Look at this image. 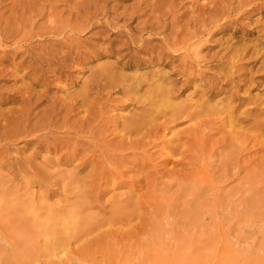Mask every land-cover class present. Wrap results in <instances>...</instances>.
Returning <instances> with one entry per match:
<instances>
[{"label":"rangeland","instance_id":"1","mask_svg":"<svg viewBox=\"0 0 264 264\" xmlns=\"http://www.w3.org/2000/svg\"><path fill=\"white\" fill-rule=\"evenodd\" d=\"M137 1L0 0V42L3 40L0 43V138L1 135L2 138L7 135V137H11L10 133L15 132L17 125L19 133H23L24 130L29 131L37 126L40 128L41 125L46 124L44 116H47V121H49V117H53L54 122L50 129L53 130V135L56 138H61V145L55 148L52 144L54 142L52 137L41 143L35 138L32 139L31 135H22L19 138L16 137L17 139L13 137L10 139L12 142L7 141L8 152L1 154L2 158L0 156V174L4 176L3 179L0 178V184L2 182L0 192L7 188L3 195L8 198L9 202L11 201L10 205L12 206L24 199L23 207L25 205L27 207H25V214L27 217L30 216V222H33V218L37 217L38 222L43 224L36 230L37 233L39 232L36 237L31 233L18 232L21 239L25 234L22 239L23 245L19 251L21 254L17 252L14 254L9 247L10 256H13L9 257V264H264V132L260 136L262 138L259 137L260 140H263L261 144L253 139L254 135H258L257 130L247 131L250 123L264 119V69H259L260 62L255 61L256 54L258 52L262 54L264 51V0H256L255 5H251L252 10L248 15L233 14L228 18L220 14L225 12L229 0H195V2L194 0H143L142 3L140 0ZM89 2L90 4H88ZM139 9L146 12V15L141 17L142 19L151 18L152 21L155 17H160V22L165 21L167 29L163 34H168L171 47H174L172 45L174 40L178 43L182 42L184 30L185 35L189 29L191 31L200 30L203 23L200 21V16L206 17L207 21L211 16L213 17L212 23L207 27L210 32L201 35L194 42L192 40L193 51L198 49L200 52L199 59L194 62L196 64L193 68L195 73L197 72V79L183 85L185 77L177 73L178 69L184 67L180 58L153 56L154 54L149 52L132 54L124 45L123 41L127 37L124 34L117 35L116 32L135 27L137 22L142 19L136 18L133 21V19H129V14L134 10H136L134 12L141 13ZM50 11L52 12L50 13ZM62 24L65 34L56 30V28L59 30ZM41 28L45 29L44 32ZM50 28L54 32L45 35L44 33ZM60 29L62 30V28ZM171 29L174 32L177 30V33H172ZM36 32L38 33L36 34ZM31 33L33 37L29 39ZM171 33L174 37L169 35ZM24 39V42H20ZM55 40L56 42L68 40L69 43L78 45L79 51H82L83 61L72 65L69 69L71 75H68V71L51 72L63 61L60 52L67 50L65 44L55 45ZM153 43L159 42L154 40ZM28 47L29 51L26 50ZM45 47L48 52L51 49L52 53L55 52V55L52 53L43 55L45 58L54 56L52 70L45 59L42 58L34 62L31 58L32 55L38 56ZM243 48H247L249 53L243 57H234L235 52ZM75 50L71 53L72 57L76 54ZM174 52L172 51V53ZM176 53H179V57L182 58L186 54L183 51ZM224 61L227 63L231 61V64L226 65ZM68 62L70 63V61ZM108 65L112 68H109ZM40 66L44 69L38 70ZM35 67H38L37 71ZM104 69L107 71L110 69L119 74L136 75L141 79L152 78L154 73L170 74L173 78L180 77L182 80L178 87H181V90L174 101L198 102L203 105L216 104L218 110L213 112L211 117L210 114L209 117H206L208 114H205V119L203 118L204 121L207 118L211 119L210 123L212 124L206 120L208 125L206 121V125H202L196 122L197 119H194L193 122L188 120L170 123L167 125L169 129H160V138H157L158 144L155 147H149L150 149L145 151L144 156L141 154L126 156L129 150L114 147V140L116 139L117 142L121 138L115 137L114 139L111 131L114 128L117 131H123L122 126L116 124L118 121L123 123L125 117L133 115L137 108L118 99L113 100L122 97L121 93L113 92L107 98L105 93L109 90L104 89L97 93L96 87L92 89L89 96L81 99L85 87L91 88L95 77ZM43 71L45 78H41V82L37 83L34 78L41 75ZM60 74L65 76L56 78ZM67 75L68 78H66ZM206 77H209L208 80L205 79ZM210 78L213 79L212 85L209 81ZM146 87L138 94H143ZM231 94H234L233 99L228 98ZM258 97L261 98L258 99ZM93 104L98 107H94ZM87 108L90 114L85 111ZM229 111H231V115H229ZM85 117L87 119H84ZM56 119H58L57 122ZM83 120L88 122L83 124ZM158 121L162 120H156V122ZM229 121L236 124V127L232 128V133L237 136V132L241 131L242 139L250 136L253 141L245 143L244 140L239 142L232 140L233 143H231L229 133L232 130ZM224 122H227V127L222 124ZM14 124L17 125L14 127ZM105 124L111 129L110 132L109 130L104 131L105 135L100 131H98L100 133L95 132V129L101 128V126L104 128ZM189 125L191 128L188 127ZM185 128L191 129V131H183ZM236 129L239 131L235 132ZM91 131L95 132L93 133L95 135L92 134V136L89 133ZM143 131L140 134L132 135V139L141 138ZM243 131L245 135L247 134L246 136ZM106 134H109V137ZM65 135L67 138L63 137ZM62 137L65 140H62ZM181 137H190L191 142H181L179 140ZM74 138L75 142H73ZM68 139L75 144L72 145ZM90 141L91 143H89ZM104 141L109 145L106 142L105 145ZM74 146L75 149H73L76 151L72 150ZM93 146L94 148H92ZM173 148H181V150L173 151ZM84 151L86 152L84 153ZM179 151L182 154L181 152L179 154ZM185 151L190 152L187 153L190 157L186 158ZM120 152L123 153V156ZM109 154L111 158H109ZM17 158H20L18 164L15 163ZM179 158L181 161H178ZM228 158L231 161H228ZM111 159L112 162H110L114 163V167L111 166V163L109 166ZM226 160L227 164H223L227 167H224L221 164ZM124 161H126L125 165ZM3 162L15 166V168L25 165L29 171L26 174V172L17 169L16 173H11L8 166L2 165ZM115 162L118 166L115 165ZM143 165H145V169L142 167ZM232 166L236 169L232 170ZM225 168L231 170V173H235L238 168L241 170L238 176H231L224 173L223 169ZM121 169L123 171L120 172ZM34 171L40 172L42 174L40 176L45 182L34 180ZM115 172L123 174L121 176L117 174V178ZM95 173L99 178L96 179ZM93 174L95 175L93 176ZM146 176L148 180L153 178L150 180L151 184ZM125 178L127 183L123 180ZM65 181L69 182V186ZM140 182L141 184H139ZM143 182L148 184L144 185ZM208 182L210 185H207ZM129 191H132L130 195L134 199L129 200L130 202L128 201L131 199ZM17 195L21 196L20 200L14 199ZM122 197L124 198L122 199ZM121 199L122 201H120ZM116 201L120 202L117 204ZM131 201L134 204L132 209L134 208L135 212L132 210L133 213L129 214ZM119 204L121 209L117 206ZM123 204L128 205V208ZM29 205L31 206L29 207ZM81 206L85 207V211ZM76 207L80 210L77 211ZM124 210H126L125 213H123ZM51 212L54 214L52 215ZM65 212H68L70 217H67ZM77 213L78 216H76ZM64 214L65 216H63ZM4 218L0 222V231H3V223L6 222ZM67 218H70V221L67 222ZM76 218L81 219L82 223L85 221L87 225L83 223L84 227L80 228L82 223L80 224L79 219ZM107 218L110 223L105 220ZM110 218H114V221ZM128 218L129 220H127ZM117 220H119L118 223L115 222ZM77 223L78 225H76ZM98 223L103 225L98 226ZM90 225H92L91 228L97 226H95L96 230L93 227V231L89 228L91 233H88L90 230L86 226L90 227ZM71 226L74 227L73 230ZM81 229H85V231L83 230L84 235ZM70 231H74L72 232L74 234ZM86 231H88L87 234H85ZM61 233L65 237H62ZM66 235L69 236L68 239H66ZM55 237L58 240H54ZM59 239H64V241ZM4 243L5 240L1 236L0 248H5ZM50 243L53 246H50ZM47 246L51 248H47Z\"/></svg>","mask_w":264,"mask_h":264},{"label":"bare ground","instance_id":"2","mask_svg":"<svg viewBox=\"0 0 264 264\" xmlns=\"http://www.w3.org/2000/svg\"><path fill=\"white\" fill-rule=\"evenodd\" d=\"M139 1V0H138ZM137 1V2H138ZM143 2V0H140V2ZM147 1V0H146ZM146 1H145V3H146ZM197 1V0H196ZM255 1L256 0H229L228 1V3H227V5H226V9H225V12L224 13H222V14H220V15H223V16H226L227 18L229 17V16H231V15H235V14H238V15H240V16H243V15H248L250 12H251V10H252V7H251V5L252 4H254L255 5ZM136 2V4L138 5V3ZM139 2V3H140ZM141 2V3H142ZM194 2H195V0H194ZM155 3V2H154ZM88 4H90V2L88 3ZM149 4V3H148ZM198 4V3H197ZM77 5H78V3H77ZM156 5V4H155ZM199 5V4H198ZM197 5V6H198ZM257 5V4H256ZM144 6V5H143ZM150 6V5H149ZM148 6V7H149ZM253 6V5H252ZM78 7H79V5H78ZM138 7H139V5H138ZM145 7H146V5H145ZM157 7V6H156ZM199 7V6H198ZM135 8H136V5H135ZM203 9V8H202ZM140 10V9H139ZM138 10V11H139ZM101 11H103V10H101ZM134 11H136V10H134ZM133 11V13H131V14H129V19H133V21H135V19L136 18H138L139 20L140 19H142L141 17H143L144 15H146V12H142L141 10H140V12L141 13H137V12H134ZM162 11V10H161ZM52 11H50V13H51ZM110 12V11H109ZM160 12V11H159ZM76 13H78L77 12V10H76ZM81 13H83V12H81ZM87 13V12H86ZM96 13V12H95ZM148 13V12H147ZM226 14V15H225ZM53 15V14H52ZM85 15V14H84ZM219 15V16H220ZM51 16V15H50ZM54 16V15H53ZM79 16V15H78ZM149 16V15H148ZM160 16V15H159ZM162 16V15H161ZM155 17V16H154ZM50 18V17H49ZM56 18V17H55ZM69 18V17H68ZM145 18V17H144ZM212 16H211V18H210V20L209 21H207L206 20V17H204V16H200V21H203V23L201 24L202 25V27L200 28V30L199 31H197V30H193V31H191L190 29V31L188 30L187 32V34L185 35V30H184V32H182L183 33V35H184V37H183V39H182V42L181 43H178V42H176V40H174V43H172V45H174V47H171V45H170V41H168V34L167 35H164L165 33V31H166V27H167V24H165L164 22H160V20H161V18L160 17H155L154 18V20H152L151 21V18H146V19H142L141 21H138L137 22V25H135V27H133V28H131V29H124V30H119L118 32H116L117 33V35H125L127 38L126 39H124V45L132 52V54H137V53H139V52H149V53H152V54H154L153 56H156V55H158L159 57H161V55L162 56H165V57H169V58H171V59H181L182 61H183V66L184 67H182V68H180V69H178V74L179 75H184V79H183V85L184 84H187V83H191V81L193 80V79H197V75H196V73H195V69H193L194 68V64H196V63H194L195 61H197V59H199V56H200V52H199V50L198 49H196L195 51H193L194 50V48H192L191 47V45H192V40H193V42L196 40V39H198L201 35H205V34H207V33H209L210 31L207 29V27L212 23ZM236 18V17H235ZM242 18V17H241ZM58 19V18H57ZM80 19H82V18H80ZM173 19V18H172ZM175 19V18H174ZM232 19V18H231ZM234 19V18H233ZM238 19V18H237ZM69 20V19H68ZM82 20H85L84 18L82 19ZM91 20V19H90ZM163 20V19H162ZM177 20V19H176ZM236 20V19H235ZM174 21V20H173ZM173 21H172V23H173ZM50 22V21H49ZM64 22H66L65 20H64ZM63 22V23H64ZM171 22V21H170ZM79 23V22H78ZM87 23V22H86ZM72 24V23H71ZM77 24V23H76ZM89 24V23H88ZM170 24V23H169ZM168 24V25H169ZM188 24H190V23H188ZM244 24V23H243ZM264 24V23H263ZM81 25L82 26H84V24L83 23H81ZM89 25H92V24H89ZM172 25V24H171ZM174 25V24H173ZM67 26H69V25H67ZM77 26H79V25H77ZM86 26H88V25H86ZM125 26V25H124ZM155 26V27H154ZM50 27H51V25H50ZM169 27V26H168ZM175 28H176V26H174ZM174 27H172V28H174ZM60 28H62V30L60 29ZM59 28V30H58V28H56V30L57 31H60L59 33H62V34H65V32H64V26H63V24L61 25V27ZM177 28H178V26H177ZM42 29V28H41ZM40 29V30H41ZM118 29V28H117ZM43 30H45V29H42V31ZM75 30V29H74ZM77 30V29H76ZM173 29H171V31H172ZM175 30V29H174ZM182 30V29H181ZM208 30V31H207ZM177 31V30H176ZM175 31V32H176ZM263 31H264V29H263ZM41 32V31H40ZM44 32V31H43ZM51 33V32H54V30L53 29H51L50 28V30H48V31H46L44 34L46 35V33L48 34V33ZM56 32V31H55ZM67 32V31H66ZM175 32L174 31H172V33H174L175 34ZM181 32V31H180ZM207 32V33H206ZM38 32H36V34H37ZM57 33V32H56ZM164 33V34H163ZM172 33L171 34H169V35H171L172 36ZM177 33V32H176ZM2 34V33H1ZM35 34V33H34ZM55 34V33H54ZM163 34V35H162ZM145 35H147V36H145ZM177 35V34H176ZM29 36V35H28ZM12 37V36H11ZM10 37V38H11ZM27 37V36H26ZM33 36H32V33H31V37H28L29 39L30 38H32ZM68 37H70V35H68ZM172 37H174V36H172ZM176 37V36H175ZM3 38H4V36H3ZM25 38V37H24ZM9 39V38H8ZM14 39V38H13ZM12 39V40H13ZM21 39H23V38H21ZM38 39V38H37ZM169 39H170V37H169ZM17 40V39H16ZM18 40H19V38H18ZM73 40V39H72ZM71 40V41H72ZM157 41V42H159V43H157V44H155V43H153V41ZM171 40V39H170ZM25 41V39L23 40V41H20V42H24ZM27 41H28V39H27ZM62 41V40H61ZM56 42V40H55V45H61V44H65V46L67 47L66 49V51L64 50V52H60V54H62V59H63V61L62 62H60L59 63V67H57L55 70H53V71H51V72H57V71H60L61 73H62V71H68V75H71L72 73H71V71L69 70L71 67H72V65L73 64H77V63H80V62H82L83 61V59H82V57H81V52L82 51H79V46L78 45H76L75 43L74 44H72L71 42L69 43V41L67 40V41H65V42ZM74 41V40H73ZM2 42H3V40H2ZM2 42H0V43H2ZM14 42V41H13ZM17 44V43H16ZM18 44H19V42H18ZM255 44V43H254ZM253 44V45H254ZM2 45V44H1ZM22 45V44H21ZM45 45V44H44ZM257 45V44H256ZM14 46V45H13ZM38 47V46H37ZM234 48V47H233ZM264 48V47H263ZM57 49H58V47H57ZM76 49V50H75ZM26 50H28L29 51V47H28V49H26ZM33 50H34V47H33ZM32 50V51H33ZM56 50V49H55ZM74 50H75V52H76V54L74 55V57H72L71 56V53L72 52H74ZM175 51L174 53H172V51ZM12 51V50H11ZM59 51V50H58ZM178 51H183V52H185L186 54L183 56L184 58H182L181 56L179 57V53H176V52H178ZM19 52V51H18ZM262 52V51H261ZM45 53H49V54H51L52 53V49H51V51L50 52H48L47 51V47H45V49H42V52H40V54L38 55V56H33L32 54H29V55H32V57L31 56H29V57H31L33 60H34V62H37L38 60H40V59H45L46 60V62H47V64L49 65V68L52 70V67L51 66H53L52 65V63H53V57L54 56H52V57H44L43 55H45L46 56V54ZM249 53V50H247V48H243V49H241V50H237L236 52H235V54H234V57H243V56H246L247 54ZM18 54V53H17ZM53 55H55V52H53L52 53ZM48 55V54H47ZM227 55V54H226ZM178 56V57H177ZM228 56V55H227ZM256 56H257V59L255 60V61H257V62H260L259 63V69H264V51H263V53L261 54V53H257L256 54ZM71 57H72V59H71ZM233 57V56H232ZM60 58H61V56H60ZM231 58V57H230ZM229 58V59H230ZM262 58V59H261ZM54 59H56V58H54ZM71 59V60H70ZM161 59V58H160ZM228 59V60H229ZM232 59V58H231ZM31 60V59H30ZM236 60H239V59H236ZM55 61V60H54ZM68 61H70V63L68 62ZM43 62V61H42ZM224 62H226V65L228 64L229 65V63L231 64V61L229 62V63H227V61H224ZM247 63H249L248 61H246ZM245 62V63H246ZM251 62H253V61H251ZM54 64V63H53ZM182 64V63H181ZM232 64H233V62H232ZM218 65V64H217ZM225 65V66H226ZM256 65V64H255ZM109 66V68H112V67H110V65H108ZM224 66V67H225ZM175 67V66H174ZM176 67H177V65H176ZM176 67H175V69H176ZM180 67V66H179ZM220 68V67H219ZM35 69H36V71H37V69H38V67H35ZM43 70L44 68H42V66H40L39 67V69L38 70ZM103 69V68H102ZM175 71V70H174ZM252 71V70H251ZM156 72V71H155ZM158 72V71H157ZM98 74V73H97ZM174 74V73H173ZM64 75V74H63ZM63 75H61L60 74V76H56V78H62L63 77ZM68 75L66 76V78H68ZM241 75V74H240ZM45 76V72L43 71L42 72V74L41 75H39V76H36L34 79H35V81L38 83V82H41V78H45L44 77ZM55 76V75H54ZM65 76V75H64ZM242 76V75H241ZM183 77V76H182ZM253 77V76H252ZM46 78H48V77H46ZM55 78V77H54ZM208 78L209 77H206L205 79L206 80H208ZM106 79V80H105ZM201 80H202V78H200ZM255 79V78H254ZM181 78L179 77V78H173L172 77V75H170V74H164V73H160V74H158V73H154V77H152V78H143V79H141V78H139V76H136V75H126V74H119L118 72H113V71H111L110 69L107 71V69H104V71H101V72H99V74L95 77V79H94V82L92 83V87L90 88V87H85V90H84V95H82V97H81V99H83V98H85V96H89V94L91 93V91H92V89L93 88H97V93H99L98 91H101V90H104V89H108L109 91L107 92L106 90V92L107 93H105L106 94V96L105 97H107V98H109L110 97V95H111V93H121L122 94V97H117L116 99H113V100H119V101H121V102H126L128 105H133V107H136L137 109H136V111H134V113H133V115H131V114H129V115H131V116H127V117H125V119L122 121L123 123H119V121H118V123L116 124L117 126H122V130L123 131H117V130H115V128L114 129H112V131H111V134L112 135H114V139H115V137H119V138H121V139H119V141H117L116 142V139L114 140L115 141V144H114V147H117V148H123V150H126V151H128L127 152V154H126V156H128V155H134V156H137V155H145V151L149 148V147H151L152 148V146H156L158 143H157V138H160V135H159V132H160V129H169L168 127L169 126H167V125H169L170 123H178V122H186V121H188V120H192V122H193V120L194 119H197V121L196 122H198V123H200V124H202V125H206L205 124V121L206 120H209V118H207L205 121L203 120V118L205 119V114L207 115L206 117H209V114H210V117H211V114L213 113V112H215V111H217L218 110V107H217V105L215 104V105H203V103L201 104V103H199L198 104V102H191V103H182V102H175L174 101V99H176L177 97H178V95H179V91L181 90V87H178V84L181 82ZM243 80V79H242ZM209 81H210V83H211V85L213 84V79L211 80V78L209 79ZM250 81H251V79H250ZM228 82V81H227ZM252 82V81H251ZM215 83V82H214ZM90 85V84H89ZM204 85V84H203ZM229 85V84H228ZM256 85V84H255ZM147 86V87H146ZM239 86V85H238ZM144 87H146V89H145V92L143 93V94H138V92L140 91V90H142ZM212 87V86H211ZM111 90H110V89ZM239 88V87H238ZM240 89V88H239ZM236 91V90H235ZM102 92V91H101ZM235 93V92H234ZM248 93V92H247ZM31 94V93H30ZM101 94V93H100ZM94 95V94H93ZM28 96H31V95H28ZM33 96V95H32ZM91 96V95H90ZM98 96V95H97ZM103 96V95H102ZM237 97V96H236ZM24 98H25V96H24ZM89 98V97H88ZM228 98H231V99H233L234 98V94H231L230 96H228ZM261 97H258V99H260ZM28 100V99H27ZM89 99H87V101H88ZM93 101H94V99H92ZM95 100L97 101V99L95 98ZM112 100V101H113ZM90 102H92L91 100H89ZM96 101H94V102H96ZM224 101V100H223ZM222 101V102H223ZM26 102V101H25ZM23 103V102H22ZM37 103V102H36ZM81 103V102H80ZM93 103V102H92ZM27 104V103H26ZM74 104V103H73ZM91 104V103H90ZM94 104H96V103H94ZM93 104V105H94ZM98 104V103H97ZM102 104V103H101ZM71 105H72V103H71ZM82 105V104H81ZM92 105V104H91ZM55 106V105H54ZM68 106V105H67ZM75 106V105H74ZM97 106V105H96ZM95 105H94V107H96ZM90 107V106H89ZM88 107V108H89ZM93 107V108H94ZM98 107V106H97ZM81 108V107H80ZM83 108H85V107H83ZM88 108H87V110H88ZM92 108V109H93ZM87 110H85L87 113H89L90 114V112H89V110L87 111ZM90 110H91V108H90ZM98 110V109H97ZM31 112H32V109H31ZM98 112V111H97ZM101 112V111H100ZM92 113H93V110H92ZM94 114V113H93ZM95 114H97V113H95ZM98 114H99V112H98ZM13 115V114H12ZM18 115V114H17ZM22 115V114H21ZM23 115H25V114H23ZM29 115H30V113H29ZM87 115V114H86ZM229 115H231V111H229ZM90 116V115H89ZM88 116V117H89ZM213 116V115H212ZM258 116V115H257ZM256 116V117H257ZM13 117H14V115H13ZM44 117H46L45 119V121H46V124H44L43 126L41 125V127H40V125H39V127L40 128H37V127H35V128H32V129H29V131H26V130H24V132L23 133H19V131H17V128H19V126L17 125V124H14V127H15V125H17V128L15 129V132H12V130H11V132L12 133H10V130H8V132L10 133V134H12V136L10 137H4V138H2V135H1V138H0V156H1V154L3 155L4 153L6 154V152H8V150H9V146H8V142L7 141H10V139H13V137H17V138H19L20 136H22V135H24V136H29V135H31V137H32V139L33 138H35L37 141H39L40 143L41 142H43L44 140H46L47 138H54V142H52V144H54L53 146L56 148V147H58L59 145H61V138L60 139H58V137L56 138L54 135H53V130H51L50 129V126H51V124L54 122V119H53V117H49L48 119H49V121H47V116H44ZM43 117V118H44ZM96 117H98V116H96ZM95 117V118H96ZM19 118V117H18ZM21 118H22V116H21ZM30 118V117H29ZM42 118V119H43ZM71 118V117H70ZM93 118V117H92ZM91 118V119H92ZM24 119V118H23ZM22 119V120H23ZM27 119V118H26ZM25 119V120H26ZM84 119H87L86 117L84 118ZM88 119H90V118H88ZM94 119V118H93ZM158 119H161L162 121H158V122H156V120H158ZM213 119V118H212ZM21 120V119H20ZM19 120V121H20ZM57 120L58 119H56V122H57ZM95 120V119H94ZM211 120V119H210ZM209 120V123L212 121H210ZM214 120V119H213ZM44 121V120H43ZM75 121V120H74ZM93 121V120H92ZM21 122V121H20ZM30 122H31V120H30ZM56 122L54 123V125L56 124ZM66 122V121H65ZM77 122V121H76ZM75 122V123H76ZM81 122V121H80ZM86 122V120H83V124ZM88 122V121H87ZM86 122V123H87ZM207 122V125H208V121H206ZM22 123V122H21ZM36 123V122H35ZM34 123V124H35ZM38 123V122H37ZM90 123V122H89ZM96 123V122H95ZM226 123L227 122H224V123H222L223 125H224V127H225V125H226ZM25 124V123H24ZM67 124V123H66ZM78 124V123H77ZM91 124V123H90ZM90 124H89V126H90ZM193 124V123H192ZM191 124V125H192ZM195 124V123H194ZM200 124H198V125H200ZM210 124H212V123H210ZM235 123H233V122H231V121H229V126L231 125V130H232V128L235 126L236 127V124L234 125ZM6 125V124H5ZM36 125V124H35ZM53 125V124H52ZM64 125V124H63ZM86 125V124H85ZM84 125V126H85ZM91 125H93V124H91ZM106 126H104V128H102V126H101V128H98V129H95V132H98V131H100V132H103V134L107 131V130H109V132H110V130L111 129H109V126H107V124H105ZM174 125V124H173ZM13 126V125H12ZM74 126V125H73ZM88 126V125H87ZM89 126H88V128H89ZM197 126V125H196ZM28 127V126H27ZM62 127V126H61ZM81 127V126H80ZM79 127V128H80ZM91 127V126H90ZM93 127V126H92ZM189 128H191V126L189 125L188 126ZM200 127V126H199ZM210 127H211V125H210ZM226 127H227V125H226ZM234 127V128H235ZM12 128V127H11ZM11 128H9V129H11ZM31 128V127H30ZM78 128V129H79ZM233 128V129H234ZM81 129V128H80ZM79 129V130H80ZM226 129V128H225ZM243 130H244V128H242ZM247 129V128H246ZM248 129L249 130H247V131H250L251 129H254V130H257L258 131V135H254L255 137L253 138L254 140H256L257 142H260L261 144H262V142L261 141H263L262 139L260 140L259 139V137L261 136V134L264 132V119L262 120V121H254V122H252V123H250L249 124V126H248ZM19 130V129H18ZM81 130H83V129H81ZM121 130V129H120ZM144 130V131H143ZM185 130V132H186V130H187V132H189V130L191 131V129H183V131ZM71 131V130H70ZM76 131V130H75ZM105 131V132H104ZM144 132L143 133V135H142V137L141 138H137V139H135V140H133L132 139V135H134V134H140V132ZM168 131V130H167ZM180 131H182V130H180ZM196 131H198V130H196ZM237 131H239V130H235V132H237ZM252 131V130H251ZM250 131V132H251ZM5 132V131H4ZM4 132H2V133H4ZM88 132V131H87ZM95 132H93V131H91V132H89V133H91V135L93 134V133H95ZM100 132H98V133H100ZM184 132V133H185ZM228 132V131H227ZM233 132V130L231 131V133H229V136H230V138H231V143H233L232 142V140H238V142L239 141H245V143H246V141H253L252 139H250V136H246L245 135V132H244V135L246 136V137H244L243 139L241 138L242 137V134H241V136H240V133H241V131H240V133L239 132H237V136L234 134V133H232ZM249 132V133H250ZM70 133V132H69ZM68 133V134H69ZM77 133L79 134V132L77 131ZM84 133H85V131H84ZM208 133V132H207ZM222 133H223V130H222ZM247 133V132H246ZM255 133V132H254ZM255 134H257V133H255ZM70 135V134H69ZM72 135V134H71ZM81 135V134H80ZM93 135H95V134H93ZM92 135V136H93ZM100 135V134H99ZM105 135V134H104ZM107 135V134H106ZM162 136H164L163 134H161ZM243 135V136H244ZM3 136H5V135H3ZM68 136V135H67ZM74 136H76V135H74ZM100 136H102V134L100 135ZM108 137H109V134L107 135ZM106 136V137H107ZM263 136V135H262ZM30 137V138H31ZM61 137V136H60ZM63 137H66V135L65 136H63ZM62 137V140H65V138H63ZM77 137V136H76ZM79 137V136H78ZM94 137H97V136H94ZM107 137V138H108ZM16 138V139H17ZM67 138V137H66ZM80 138H82V137H80ZM112 138V137H111ZM163 138V137H162ZM207 138V137H206ZM260 138H262V137H260ZM28 139V138H27ZM31 139V140H32ZM70 139H73V138H70ZM70 139H68V140H70ZM79 139V138H78ZM96 139V138H95ZM94 139V140H95ZM109 139V138H108ZM240 139H242V140H240ZM75 138H74V141L73 142H75ZM104 139L102 138V141H103ZM118 140V139H117ZM163 140V139H162ZM181 142H189L190 140H191V138L190 137H181L180 139H179ZM223 140H225V139H223ZM14 141V140H13ZM67 141V140H66ZM65 141V142H66ZM72 140H70V142H71ZM78 141V140H77ZM100 141H101V139H100ZM108 141V140H107ZM112 141V140H111ZM198 141V143H199V140H197ZM230 141V140H229ZM10 142H12V141H10ZM63 142V141H62ZM67 142H69V141H67ZM73 142H71L72 143V145H74L75 143H73ZM106 141H104V143H105ZM113 142V141H112ZM191 142V141H190ZM226 142V141H225ZM89 143H91V141L89 142ZM88 143V144H89ZM106 143H108V142H106ZM106 143H105V145H106ZM197 143V144H198ZM64 144V143H63ZM79 144V143H78ZM77 144V145H78ZM101 144V143H100ZM188 144V143H187ZM192 144V143H191ZM65 145V144H64ZM81 145V147L83 146V144L81 143L80 144ZM107 145H109V143L107 144ZM111 145V144H110ZM181 145V144H180ZM179 145V146H180ZM67 147L69 146V145H66ZM89 146V145H88ZM87 146V147H88ZM113 146V145H112ZM176 146H178V145H176ZM226 146V145H225ZM249 146V145H248ZM70 148H71V146H69ZM79 147V146H78ZM85 147H86V145H85ZM84 147V148H85ZM184 147H185V145H184ZM187 147V146H186ZM246 147H247V145H246ZM69 148V149H70ZM75 149V146L74 147H72V150L73 151H76V150H74ZM77 148V147H76ZM91 148V147H90ZM92 148H94V146L92 147ZM189 148H190V146H189ZM191 148H192V146H191ZM244 148V147H243ZM88 149H89V147H88ZM100 150H101V148H99ZM150 149V148H149ZM148 149V150H149ZM181 150V148H173V151H178V150ZM193 149V148H192ZM77 150H78V148H77ZM82 150V149H81ZM85 150H87L86 148H85ZM91 150V149H90ZM183 150H184V148H183ZM186 150V149H185ZM261 150V149H260ZM73 151H72V153H73ZM91 151H94L93 149L91 150ZM90 151V153H92ZM190 151H192L191 149H190ZM259 151V150H258ZM71 152V151H70ZM69 152V153H70ZM83 152V151H82ZM86 151H84V153H85ZM101 152H102V150H101ZM104 152V151H103ZM108 152V151H107ZM110 152V151H109ZM112 152V151H111ZM116 152V151H115ZM125 152V151H124ZM180 152L181 151H179L178 153L180 154ZM184 152V151H183ZM186 152V151H185ZM78 153V152H77ZM81 153V152H80ZM94 153V152H93ZM121 153V152H120ZM173 153V152H172ZM176 153V152H175ZM187 153H190V152H186V154ZM10 154V153H9ZM76 154V153H75ZM79 154V153H78ZM97 154V153H96ZM99 154H101L100 152H99ZM111 154V153H110ZM110 154H109V158H111L110 157ZM122 155L121 156H123V153H121ZM148 154H150V153H148ZM179 154H177V155H179ZM181 154H182V152H181ZM72 155V154H71ZM83 155V154H82ZM91 155V154H90ZM232 155V154H231ZM8 156V155H7ZM6 156V157H7ZM69 156V155H68ZM67 156V157H68ZM74 156V155H73ZM113 156V155H112ZM125 156V155H124ZM125 156V158H127ZM143 156H140V158L142 157L143 158ZM187 156V157H186ZM185 157L186 158H188V154L186 155ZM227 156H229V155H227ZM107 157H108V155H107ZM120 157V156H119ZM139 157V156H138ZM148 157V156H147ZM150 157V156H149ZM176 157V156H175ZM178 157H180L181 158V156L179 155ZM184 157V156H183ZM190 157V156H189ZM221 157V156H220ZM229 157H232V156H229ZM263 157H264V155H263ZM1 158H2V156H1ZM3 158H4V156H3ZM9 158H10V156H9ZM71 158V157H70ZM102 158H104V157H102ZM114 158H115V156H114ZM113 158V159H114ZM124 158V157H123ZM123 158H121V160L123 159ZM124 158V159H125ZM129 158H130V156H129ZM137 158V157H136ZM178 159V161L180 160L181 161V159ZM185 158V159H186ZM67 159H69V157L67 158ZM98 159V158H97ZM105 159V158H104ZM116 159V158H115ZM131 160H132V158H130ZM185 159H183V161L185 160ZM8 160V159H7ZM11 160V159H10ZM9 160V161H10ZM99 160V159H98ZM106 160H107V158H106ZM129 160V159H128ZM135 160V159H134ZM134 160H133V164H134ZM136 160H138V159H136ZM231 161V159H229L228 158V161ZM19 161H20V158H17L16 160H15V163L16 164H18L19 163ZM22 161V160H21ZM112 162V159L111 160H109V166H110V163ZM123 161V160H122ZM130 161V160H129ZM128 161V162H129ZM186 161V160H185ZM227 160L226 161H224V162H222V164L221 165H223L224 166V164L223 163H225V164H227V162H228ZM108 162V161H107ZM125 162L126 161H124L123 163H124V165H125ZM136 163V162H135ZM235 163V162H234ZM14 164V163H13ZM23 164V163H22ZM28 164V163H27ZM104 164H106V163H104ZM112 164V163H111ZM114 164V163H113ZM111 165L112 167H114V165ZM122 164V163H121ZM120 164V165H121ZM128 164H130V163H128ZM189 164V163H188ZM3 166H8L7 168L9 169V171L11 172V173H16V171H17V169H19L20 171H24V172H26V174H27V172L29 171L28 170V168H27V166H25V165H20L18 168H15V166H12V165H7L6 163H4L3 162V164H2ZM30 165V164H29ZM115 165H117L118 166V164L115 162ZM135 165V164H134ZM142 165V164H141ZM229 165V164H228ZM34 166V165H33ZM102 166V165H101ZM122 166V165H121ZM107 167H108V165H107ZM125 167V166H124ZM137 167H138V165H137ZM144 169H145V165H143L142 166ZM224 167H227V165L226 166H224ZM236 167V166H235ZM100 168V167H99ZM115 168H117V167H115ZM133 168H135V167H133ZM234 167L232 166V170H234V169H236V168H234ZM1 169V168H0ZM101 169V168H100ZM109 170V169H108ZM224 171V173L225 174H227V175H231V176H238L239 175V173H240V168H238V170L235 172V173H231V170H229L228 168L226 169H223ZM95 171V170H94ZM103 171V170H102ZM116 171V170H115ZM119 171V170H118ZM121 171H123L122 169L120 170V172ZM141 172V171H140ZM64 173V172H63ZM98 173V172H97ZM97 173H95V174H93V176L95 175V176H97ZM102 173V172H101ZM116 173V172H115ZM142 173V172H141ZM149 173V172H148ZM153 173H155V172H153ZM152 173V174H153ZM261 173H262V171H261ZM23 174H25V173H23ZM33 179L34 180H37V181H44L45 182V180H43V177L42 176H40V175H42V174H40V172H38V171H34L33 172ZM90 174H92V173H90ZM117 174L118 173H116V177H117ZM121 174H123V173H119L118 174V176L120 175L121 176ZM152 174H150V175H152ZM255 174H257V173H255ZM16 175V174H15ZM99 175V174H98ZM107 175V174H106ZM146 175V174H145ZM147 175H149V174H147ZM104 176V175H103ZM125 176V175H124ZM155 176V175H154ZM88 177H90L89 175H88ZM102 177V175L100 176V178ZM143 177V176H142ZM145 177V176H144ZM147 177V176H146ZM152 177H153V175H152ZM151 177V179H153ZM0 178L1 179H3L4 178V176L2 175V174H0ZM50 178V177H49ZM51 178H52V176H51ZM97 178H99V176H97L96 177V179ZM118 178V177H117ZM116 178V179H117ZM121 178V177H120ZM122 178H124L123 176H122ZM121 178V179H122ZM155 178V177H154ZM161 178V177H160ZM94 179H95V177H94ZM102 179V178H101ZM150 179V178H149ZM150 179V180H151ZM57 180V179H56ZM123 180H125V182H126V178L125 179H123ZM147 180H148V177H147ZM150 180H148L149 181V183H150ZM207 180V179H206ZM205 180V182H207ZM49 181H51V180H49ZM49 181H47V182H49ZM52 181H54V180H52ZM84 181V180H83ZM96 181V180H95ZM98 181H99V179H98ZM121 181V180H120ZM138 181V180H137ZM142 181H143V179H142ZM211 181V180H210ZM209 181V182H210ZM56 182V181H55ZM66 182V181H65ZM119 182V181H118ZM124 182V183H125ZM208 182V183H209ZM50 183V182H49ZM48 183V184H49ZM67 183V182H66ZM69 183V182H68ZM67 183V184H68ZM72 183V182H71ZM92 183V182H91ZM97 183V182H96ZM123 183V182H122ZM123 183V184H124ZM127 183V182H126ZM125 183V184H126ZM137 183V182H136ZM211 183V182H210ZM210 183L209 184H207V183H205V184H207V185H210ZM1 184H2V182H1ZM0 184V185H1ZM51 184V183H50ZM67 184H64V185H67ZM139 184H141V182L139 183ZM143 184L144 185H147L146 183H144L143 182ZM142 184V185H143ZM151 184V183H150ZM42 185H43V183H42ZM116 185V184H115ZM117 185H119V184H117ZM120 185H122V184H120ZM238 185V184H237ZM51 186V185H50ZM68 186H69V184H68ZM150 186H152V185H150ZM133 187H134V185H133ZM133 187H131L132 188V190H133ZM136 187V186H135ZM146 187V186H145ZM148 187V186H147ZM155 187V186H154ZM83 188V187H82ZM149 188H151V187H149ZM148 188V189H149ZM153 188V187H152ZM142 189V188H141ZM140 189V190H141ZM147 189V190H148ZM7 190V188H5V189H2V191L0 192V203H1V205H0V222L3 220V218L5 219V223H3V231L1 230L0 231V237L2 236V238L5 240V243H4V247L5 248H0V264H9V260H10V258L9 257H13V256H10V253H9V251H8V248L10 247L11 249H12V252H14V254H16V252L17 253H20L19 251L21 250V245H23L22 243L24 242L22 239H23V237L25 236V232H27V234L28 233H31V235H33V236H35L36 237V235H38L39 234V232L37 233L36 232V230L38 229V228H40L41 226H43V224H40L39 222H38V220L36 219V218H33V222H30L31 221V219H30V216H28L27 217V215L25 214L26 212V205H25V207H23V204L25 203L24 202V199H22L21 201H17L18 203L17 204H15V205H10V202H9V200H8V198H6V197H4V192ZM82 190V189H81ZM147 190H146V192H147ZM83 191V190H82ZM148 191H150V189L148 190ZM164 191V190H163ZM130 192H132V191H129V195H130ZM187 192V191H186ZM126 193V192H125ZM19 194V193H18ZM123 194V193H122ZM131 194H133V193H131ZM120 195V194H119ZM140 196H141V194H140ZM142 196H143V194H142ZM16 198H14V199H21L20 197V195H17V196H15ZM125 197V196H124ZM124 197H122V199L124 198ZM130 197H131V199H128V201L129 200H134V199H132V195H130ZM126 198V197H125ZM11 199V198H10ZM122 199L120 200V201H122ZM26 201V200H25ZM120 201H116L117 202V204L120 202ZM14 202V201H13ZM12 202V203H13ZM130 202V201H129ZM16 203V202H15ZM31 203V202H30ZM133 203H135V202H133ZM33 204V203H32ZM35 204H36V202H35ZM137 205H138V202L136 203ZM79 205V204H78ZM121 205H122V203H121ZM123 205H125V204H123ZM134 204H132V201H131V208L129 207V209H131L128 213L129 214H131V212H132V210H134V208L132 209V206H133ZM31 205H29V207H30ZM35 206V205H34ZM37 206V205H36ZM74 206H76V205H74ZM74 206H72L73 208H74ZM117 206H119L120 207V204L119 205H117ZM117 206H116V208H117ZM126 206V205H125ZM128 206V205H127ZM126 206V207H127ZM77 207H79V206H77ZM76 207V208H77ZM82 208H83V206H81ZM85 207H86V205H85ZM85 207L83 208V211H85L84 209H85ZM135 207V206H134ZM81 208V209H82ZM128 208V207H127ZM127 208H125V209H127ZM120 209H121V207H120ZM119 209V210H120ZM5 210H8V211H5ZM29 210V209H28ZM31 210V209H30ZM35 210V209H34ZM37 210V209H36ZM80 210V209H79ZM78 210V208H77V211H79ZM87 210V209H86ZM76 211V210H75ZM76 211V212H77ZM117 211V210H116ZM121 211V210H120ZM125 211L126 210H124V212L123 213H125ZM127 211H128V209H127ZM36 212V211H35ZM39 211L37 210V213H38ZM115 212V211H114ZM133 212H135V210L133 211ZM132 212V213H133ZM52 213V215L54 214L53 212H51ZM66 213V212H65ZM79 213V212H78ZM78 213L76 214V216H78ZM85 213V212H84ZM116 213V212H115ZM119 214H121L120 212H118ZM6 214H8V215H6ZM36 214V213H35ZM39 214V213H38ZM56 214V213H55ZM68 212L66 213V215H67V217H70V215L68 216ZM80 214V213H79ZM82 215H83V213H81ZM114 214V213H113ZM118 214V215H119ZM40 215V214H39ZM50 215V214H49ZM115 215H117V214H115ZM128 215V214H127ZM58 216V215H57ZM63 216H65V214L63 215ZM75 216V215H74ZM88 216V215H87ZM114 216V215H113ZM120 216V215H119ZM122 216V215H121ZM130 216V215H129ZM32 217V216H31ZM42 217V216H41ZM59 217V216H58ZM58 217H56L57 219H58ZM72 218H73V216H71ZM83 217V216H82ZM112 217V216H111ZM115 217V216H114ZM118 217V216H117ZM54 218V217H53ZM63 218H65V217H63ZM71 218V219H72ZM89 218V217H88ZM55 219V218H54ZM70 219V218H69ZM68 218H67V222H68V220H69ZM76 219H79V218H76ZM110 219H114V218H110ZM116 219V218H115ZM118 219H120L121 220V218H118ZM43 220V219H42ZM66 220V219H65ZM64 220V221H65ZM80 220L81 219H79V222H80ZM103 220V219H102ZM107 222H109L108 220V218L107 219H105ZM127 220H129V218L127 219ZM127 220H126V223H127ZM70 221V220H69ZM89 221V220H88ZM114 221V220H113ZM112 221V222H113ZM118 221L119 220H117V221H115V222H117L118 223ZM131 221H132V219H131ZM43 222V221H42ZM45 222V221H44ZM52 222V221H51ZM92 222H94V221H92ZM98 222V221H97ZM97 222H96V224H97ZM112 222H111V224H112ZM125 222V221H124ZM129 222V221H128ZM66 223V222H65ZM82 222H80V224H81ZM83 223H85V221L83 222ZM83 223H82V225H80V226H82V227H80V228H83L84 227V225L86 224H84L83 225ZM87 223H89V222H87ZM102 223H104V222H102ZM102 223H98L99 225L98 226H100V224H101V226L103 225ZM110 223V222H109ZM116 223V224H117ZM120 223V222H119ZM122 223V222H121ZM130 223V222H129ZM76 225H78V223L76 224ZM87 225V224H86ZM92 225H94V224H92ZM92 225H90V227H88L89 226V224H88V226H86V228L88 229V230H90V229H92V231H93V227L95 228L94 230H96V227L95 226H97V225H95V226H93L92 228H91V226ZM47 226V225H46ZM65 226H66V224H65ZM45 227V226H44ZM48 227V226H47ZM47 227H46V229H47ZM71 227H73V226H71ZM74 227H75V225H74ZM74 227L72 228V230L74 229ZM77 227V226H76ZM68 228V226L66 227V229ZM90 228V229H89ZM98 228V227H97ZM45 229V228H44ZM76 229V228H75ZM86 229V230H87ZM84 231H85V229H83ZM83 230L81 229V231L83 232ZM23 232V233H25L24 235H22L23 237H22V239H21V237L20 236H18L19 234H18V232ZM40 231H41V229H40ZM45 231V230H44ZM43 231V232H44ZM63 231V230H62ZM67 231H68V229H67ZM64 232H65V230H64ZM72 232H74V231H72ZM71 231H70V233H72ZM79 232H80V230H79ZM87 232L88 231H86V233L85 234H87ZM67 233V232H66ZM88 233H91V230H90V232H88ZM20 234H22V233H20ZM62 234V233H61ZM68 235H69V233H67ZM72 234H74V233H72ZM78 235H79V233H78ZM83 235H84V232H83ZM73 237L75 236V235H72ZM86 236V235H85ZM62 237H65L63 234H62ZM66 239H68V237L69 236H67L66 235ZM70 237H71V234H70ZM82 237V236H81ZM58 238V237H57ZM61 238V237H60ZM25 239H26V237H25ZM56 239V237L54 238V240ZM65 239V238H64ZM64 239H59L60 241H64ZM79 239V238H78ZM49 240V239H48ZM56 240H58V239H56ZM71 240H73V239H71ZM70 240V241H71ZM68 241V240H67ZM58 241H56V243H57ZM48 243H49V241H48ZM51 243H53L54 244V242H51ZM50 243V244H51ZM60 243V242H59ZM53 244H51L50 246H53ZM58 244V243H57ZM57 244H55V245H57ZM63 244V243H62ZM61 244V245H62ZM47 245H49V244H47ZM65 245V244H64ZM49 246V247H50ZM57 246H59V245H57ZM48 246H47V248H49ZM60 247H62V246H60ZM59 247V248H60ZM51 248V247H50ZM54 248V247H53ZM52 248V249H53ZM57 248V247H56ZM66 248V247H65ZM33 249V248H32ZM36 249V248H35ZM51 249V250H52ZM50 250V249H49ZM53 252V251H52ZM33 253V252H32ZM89 253V252H88ZM12 254V253H11ZM21 254V253H20ZM16 256V255H15ZM17 256H19L18 254H17ZM16 256V257H17ZM13 259H15V258H13ZM15 264V263H14ZM17 264V263H16ZM27 264V263H26Z\"/></svg>","mask_w":264,"mask_h":264}]
</instances>
